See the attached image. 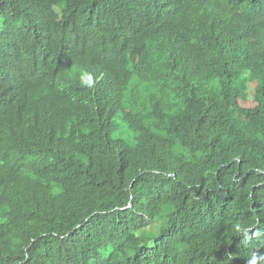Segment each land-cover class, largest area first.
I'll list each match as a JSON object with an SVG mask.
<instances>
[{
	"label": "trees",
	"instance_id": "obj_1",
	"mask_svg": "<svg viewBox=\"0 0 264 264\" xmlns=\"http://www.w3.org/2000/svg\"><path fill=\"white\" fill-rule=\"evenodd\" d=\"M0 264H264V0H0Z\"/></svg>",
	"mask_w": 264,
	"mask_h": 264
},
{
	"label": "rangeland",
	"instance_id": "obj_2",
	"mask_svg": "<svg viewBox=\"0 0 264 264\" xmlns=\"http://www.w3.org/2000/svg\"><path fill=\"white\" fill-rule=\"evenodd\" d=\"M254 86H255V84H250L249 85V88H248V90H249V98L247 100H245V101H241V100L239 101L241 107L250 108V107L255 106L254 101L252 99V97H253L252 89H253Z\"/></svg>",
	"mask_w": 264,
	"mask_h": 264
}]
</instances>
